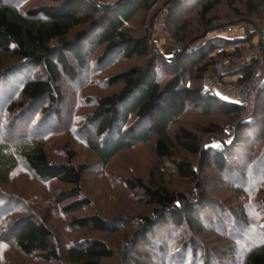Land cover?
I'll list each match as a JSON object with an SVG mask.
<instances>
[{
    "label": "trees",
    "instance_id": "16d2710c",
    "mask_svg": "<svg viewBox=\"0 0 264 264\" xmlns=\"http://www.w3.org/2000/svg\"><path fill=\"white\" fill-rule=\"evenodd\" d=\"M30 1L0 0V59L8 62L0 67V83L9 80L5 92L0 90V264L2 246L42 264H103L115 258L117 249L100 239L61 251L49 219L63 204L64 216L81 214L71 219L72 229L120 236L127 229L122 238L134 256L127 264H187L189 257L190 264H222L201 245V235L215 223H227L229 241H244L242 264H264V227L257 226L264 221V188L258 185L264 184V171L257 170L264 166V89L252 116L245 117L240 104L212 95L203 84L216 64L241 60L254 46L255 33L209 38L221 28L216 22L228 16L264 19V0H119L114 5L46 0L24 9ZM162 6L168 8L170 35L182 45L169 58L153 49L150 24L139 20L141 13L155 18ZM207 37L198 47L188 46ZM120 68L108 79L103 75ZM260 68L261 59L255 58L228 76L243 84ZM10 74L19 81L17 89L12 90L16 80ZM99 78V87L112 93L100 97L95 112L75 128L74 107L81 103L77 96L97 86ZM64 79L70 86L63 85ZM66 88L74 97L61 120ZM190 118L201 120L202 127L190 128ZM20 119L22 132L14 138ZM231 122L236 130L229 144H205L209 135L227 137ZM72 131L102 165L122 152L153 144L155 156L166 163L163 172H152L149 182L125 181L151 216L108 219L91 212L94 203L83 195L88 166L75 164L77 152L67 144L68 158L53 162L46 145L53 136L68 137ZM257 172L261 176L252 182ZM18 173L71 189L51 199L46 217L38 220L33 200L9 189ZM168 173L190 184L188 189L177 188L172 177L166 179ZM223 188L233 190L232 199L240 203L221 200ZM250 191L254 202L249 206L243 200ZM223 248L222 258L235 255L239 246Z\"/></svg>",
    "mask_w": 264,
    "mask_h": 264
},
{
    "label": "rangeland",
    "instance_id": "374dc122",
    "mask_svg": "<svg viewBox=\"0 0 264 264\" xmlns=\"http://www.w3.org/2000/svg\"><path fill=\"white\" fill-rule=\"evenodd\" d=\"M94 1V0H93ZM46 0H32L30 2H27L24 4V9H30L32 7H37L42 4H44ZM95 2V1H94ZM162 10L160 11V9ZM159 8V12L157 16L154 18V15H142V13L139 15V20L143 19L146 24H150V29L152 30V39H156L157 44H152L153 49L161 51V54L167 58L171 57L175 52V44H177L176 41L173 40L172 36H166L163 35L164 29H167V26L165 24L166 19H163V11L164 9L168 10L167 7L162 6ZM227 9V5H223V11ZM142 15V16H141ZM225 16H228L229 14H224ZM224 17V16H223ZM153 18V19H152ZM152 19V21H151ZM234 22V23H232ZM217 25L221 28H219L216 31H213L209 34V38L216 37V36H222L227 37L230 39H235L238 37H246V35L250 33H255L254 37V43L255 45V39L260 33V28L264 27V19H254L252 21L246 20V19H240V18H232L231 17H224L216 22ZM233 26V32L227 33L225 32V27L227 26ZM163 29V30H162ZM168 31V29H167ZM169 32V31H168ZM170 34V33H169ZM202 39L198 43L194 45H190L188 43V46L190 49H193L195 47L200 46L202 43L206 42L208 39ZM254 48V46L252 47ZM249 49L248 52H246L243 57L248 54L251 50ZM242 57V58H243ZM242 60V59H241ZM241 60H233L234 67L233 69H236L240 66H242L245 62ZM241 61V62H239ZM7 58L0 59V67L1 65H7ZM123 70V68H120L118 70H111L107 71L104 75L106 79H108L110 76L115 75L116 73ZM15 75L10 74L9 78L16 80L14 77ZM233 78V77H232ZM18 80V79H17ZM13 82L12 86L13 89H17L18 87H15V85H18L19 81ZM9 80L3 81L0 83V90L4 91L5 84L8 83ZM101 84H103V80L100 78L97 80V86L86 88V91L83 90L82 97L80 95L77 96V103L78 105H75L74 111H75V117H74V127L80 128L87 118L93 114L96 110V103L97 100L100 99V97L108 96L112 93V90L105 89L103 90L102 87H99ZM63 85L65 87L70 86L66 79H64ZM64 95H65V102L61 106L62 110V118L61 120L66 119V112L69 110L71 105V100L73 99V95L71 91H67V88L64 89ZM1 97V96H0ZM76 99V98H75ZM224 100H227L225 98H222ZM237 100V99H234ZM229 102H233V99L230 98V100H227ZM245 116V115H244ZM224 120H222L223 122ZM23 121L20 119L18 120V123L16 124L18 133H15V131L11 134L14 138H17L20 134V124ZM203 122L199 119L190 118L189 124L191 125L190 128L193 127V125H198L199 127H202L201 124ZM236 123L231 122L227 127V134L231 133L232 131L236 130ZM29 134V133H27ZM210 136V135H209ZM209 136L205 137L204 142L205 144H208ZM223 138L222 136H218ZM226 137V136H225ZM53 139H50L46 145L48 146V153L50 154L53 162H64L68 157L67 149L76 151L77 157H76V163L75 164H83L87 165L89 170L85 175L84 180V187H83V195L84 197H88L92 200L93 208L91 209V212L93 214H98L100 216H103L108 219H115L116 217H127L129 219H136L142 216H151L150 209L145 205V203L141 202L140 194L133 195L132 192H130L126 188L125 181L128 179H134V178H141L145 182H149L151 173L154 172L158 174L160 171L163 172V167H165L164 162H162L160 159H158L154 154V147L153 144H144L139 145L132 150L122 152L121 154L117 155L116 158H114L110 163L107 165H102L101 162L98 160V158L92 154L88 148L84 147L85 143L83 139L80 136H76V133L72 131L71 135L68 137L65 134H59L57 136H53ZM69 145V148H65V145ZM65 152V153H64ZM194 162L195 159H192ZM257 170L264 171V166L259 165L257 167ZM259 172H257L253 180H258L260 178ZM172 176L168 173L166 176V179H170ZM174 174L172 177L171 182L176 181L174 179ZM235 179H229V181H232ZM15 187L13 188L10 185V190H16V195L19 198L23 199H32L33 201V208L38 213L37 218L38 220H42L41 218L46 217V209L48 208L50 204V200H55V197L63 191H68L71 188L69 186H64L56 181L49 182V183H42L36 179H33L31 176H24L21 173H18L15 177ZM177 182V181H176ZM239 182L234 183V187L238 186ZM24 184V185H23ZM177 188L186 190L190 186V184L186 182H177ZM261 186V188H264V184H258ZM20 189L24 191L20 192ZM234 189V188H233ZM23 192V193H22ZM25 194V195H24ZM220 194V195H219ZM219 198L221 200L224 199H232L235 198L236 193H234L233 190H230L228 188L219 189ZM139 197V198H138ZM247 199L243 200L247 205L249 206L254 202L253 194L251 191L245 196ZM241 200V198H240ZM30 201V200H29ZM231 202L235 204H239V201H234V199L231 200ZM64 205V204H63ZM62 205V206H63ZM62 206H58V208H54L53 211H51L50 219H49V226L54 231L56 236L57 245L59 244L60 249L62 252H65L68 250L71 246L85 242L87 240L91 239H100L102 241H106L111 247H114L117 249V254L115 258L106 260L103 262V264H127V262H131L134 260V256L131 253V248L128 249V247L125 244L126 239H123L124 235L127 233V229H124L122 231L123 235H106V234H99V233H91L86 230H78V229H72L70 228V221L73 217L81 215L80 213L74 214L72 216H64L60 212V208ZM248 206V207H249ZM37 207V208H36ZM248 207L245 208V211L247 210L248 213ZM52 210V209H51ZM251 218V216H250ZM253 217L251 218V221H253ZM259 228L264 227V221L259 222L258 225ZM205 227H208L205 224ZM212 228V231L209 230ZM256 228V225L251 224L250 225V231L254 232ZM137 231V230H136ZM133 231V235H136ZM226 234L227 238L221 237L222 235ZM230 235V230L227 225V223H222L221 225H217L216 223L212 226L208 227L206 231L201 235V239L203 242L201 243L202 247L207 249L209 253L217 255L218 261H220L222 264H242V253L245 249L244 247V241L240 242H231L229 241L231 239L228 238ZM120 237V238H119ZM130 242H128L129 244ZM169 243V242H168ZM228 245H238V252L235 253L232 257H219V254L222 253L223 247H226ZM143 248H141V251ZM2 258L4 264H42L38 259L30 258L28 259L25 256H22L18 254L15 250H12L10 248H7L5 246H2ZM207 251V252H208ZM148 252H151L149 250ZM149 259V258H147ZM145 259L144 262L147 260ZM150 261V260H149ZM152 261V260H151ZM191 259L189 257L187 264L191 263Z\"/></svg>",
    "mask_w": 264,
    "mask_h": 264
},
{
    "label": "built area",
    "instance_id": "2783aa9c",
    "mask_svg": "<svg viewBox=\"0 0 264 264\" xmlns=\"http://www.w3.org/2000/svg\"><path fill=\"white\" fill-rule=\"evenodd\" d=\"M101 5H114L119 0H94ZM168 17V11L164 9L163 19ZM233 26L229 25L225 27V32H233ZM260 33L255 39V45L252 50L246 54L241 61L250 63L255 58L261 59V68L255 71L252 77L243 84H237L236 79L231 80L225 77V73L234 68V62L232 60H226L220 62L214 66L210 74L203 79L205 88L209 90L212 95L220 98L230 100L233 99L234 103L241 105L245 117H250L254 113L257 105V97L259 93L264 89V27L260 28ZM163 30V29H162ZM163 35L169 36L167 29H164ZM152 44H157L156 39H151ZM175 51L181 50L182 45L180 43L175 44ZM239 61V62H241ZM237 99V100H234ZM235 131L229 133L227 137H218L217 135H210L208 144L216 145L223 143L229 144L231 138L234 136Z\"/></svg>",
    "mask_w": 264,
    "mask_h": 264
},
{
    "label": "crops",
    "instance_id": "0c3cea01",
    "mask_svg": "<svg viewBox=\"0 0 264 264\" xmlns=\"http://www.w3.org/2000/svg\"><path fill=\"white\" fill-rule=\"evenodd\" d=\"M234 68H235V67H234ZM233 70H234V69H232V70L226 72V73H225V77L228 78V79H231V80H235V79H237V77H233V78H232V77L228 76V73L231 72V71H233Z\"/></svg>",
    "mask_w": 264,
    "mask_h": 264
}]
</instances>
